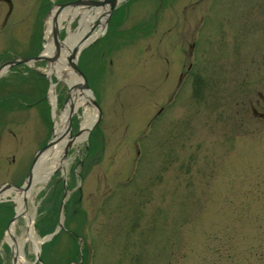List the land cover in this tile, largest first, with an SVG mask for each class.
Returning a JSON list of instances; mask_svg holds the SVG:
<instances>
[{"label":"rangeland","instance_id":"374dc122","mask_svg":"<svg viewBox=\"0 0 264 264\" xmlns=\"http://www.w3.org/2000/svg\"><path fill=\"white\" fill-rule=\"evenodd\" d=\"M38 7L36 0L26 1L21 26L0 37L2 46L26 55L38 48L45 16ZM117 27L91 44L80 63L103 112L101 143L87 168L85 160L77 165L86 139L67 154V197L80 187V207L90 223L89 264H264V123L250 109L257 99L255 108L264 111V0H131ZM193 40L194 66L174 90ZM102 48V67H89L87 59ZM46 63L38 69L47 72ZM6 74L11 81L14 73ZM21 77L0 82V98L11 105L0 118L6 121L0 137H7L6 127L15 135L8 133L9 143L0 146V183L22 181L48 127L42 114L49 116L50 104L34 103L44 96V83L35 92ZM16 92L32 104H19ZM83 110L97 113L90 105ZM82 118L80 113L79 124ZM56 178L62 180L57 171L25 199L37 235L59 217L58 199L49 204ZM6 200L0 264H12L3 237L14 203ZM14 220L21 236L22 215ZM70 249L69 235L60 231L43 248L42 260L66 264ZM24 253L32 262L29 243Z\"/></svg>","mask_w":264,"mask_h":264},{"label":"bare ground","instance_id":"6f19581e","mask_svg":"<svg viewBox=\"0 0 264 264\" xmlns=\"http://www.w3.org/2000/svg\"><path fill=\"white\" fill-rule=\"evenodd\" d=\"M105 9V7H101L98 10L84 11L80 8L68 6L59 11L57 10V6H54L44 22L43 34L47 41L43 45L42 55L46 56H51L55 52V46L50 35L51 29H60L63 21L69 23L77 15L79 16V23L82 25H79V28L74 31H68L65 39H63L61 42H58L59 54L56 55L55 60L51 61L49 65L47 64L48 73L56 75L58 79L68 84L70 88L69 96L60 111L58 119L54 122V136L51 140V143L54 139L56 140L52 144L50 143L49 146L45 148V150H43V152L37 158L33 167L29 187L24 193H22L21 190L19 191L15 188H9L0 192V199H3L4 197L8 199L9 197L7 196L11 197V200L14 202L15 212L17 215L21 214L24 221V229L21 232V236L15 235V220H11L3 237L4 241L9 245L10 251L12 252V264H30V262L24 256V246L29 243L31 252H33V254H37L41 243L43 241L46 242L48 238L46 235L39 236L35 233L32 222V212H29L25 207V201H22V196L25 198L32 196L35 191H37L43 186V184H45V182H47L56 169H60L62 173L65 174L66 166L70 159L64 155L65 145L68 141L74 145L75 143L83 140L85 138V134L87 133L88 127L95 118L94 112H84L83 118L80 122V132L73 137H68L66 135L65 128L67 125L69 111L75 110L78 105L88 106L91 98L89 91L78 89L76 87L78 84H80L81 77L71 70L70 66L68 65L67 58L85 31L87 35L85 37L86 40L84 43L91 40L94 35L102 30L100 27L91 35H88L90 30L87 31L94 21L106 13ZM49 95L52 99H54L52 84L49 87ZM61 133H63L62 138L57 140Z\"/></svg>","mask_w":264,"mask_h":264},{"label":"flooded vegetation","instance_id":"af4514ba","mask_svg":"<svg viewBox=\"0 0 264 264\" xmlns=\"http://www.w3.org/2000/svg\"><path fill=\"white\" fill-rule=\"evenodd\" d=\"M14 5H15L14 0H0V14L4 12L5 13L4 18H6L8 14H6L4 7L6 6V11H7V8L11 6L12 8V9L10 8V13H11Z\"/></svg>","mask_w":264,"mask_h":264},{"label":"water","instance_id":"95a60500","mask_svg":"<svg viewBox=\"0 0 264 264\" xmlns=\"http://www.w3.org/2000/svg\"><path fill=\"white\" fill-rule=\"evenodd\" d=\"M106 1H109L110 3L114 2V0H106ZM98 2H101V1H95V3H98Z\"/></svg>","mask_w":264,"mask_h":264}]
</instances>
